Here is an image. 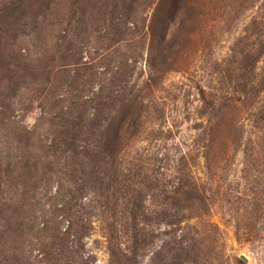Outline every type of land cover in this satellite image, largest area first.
I'll use <instances>...</instances> for the list:
<instances>
[{
	"label": "rangeland",
	"instance_id": "obj_1",
	"mask_svg": "<svg viewBox=\"0 0 264 264\" xmlns=\"http://www.w3.org/2000/svg\"><path fill=\"white\" fill-rule=\"evenodd\" d=\"M2 29L0 264H264V0H0Z\"/></svg>",
	"mask_w": 264,
	"mask_h": 264
},
{
	"label": "trees",
	"instance_id": "obj_2",
	"mask_svg": "<svg viewBox=\"0 0 264 264\" xmlns=\"http://www.w3.org/2000/svg\"><path fill=\"white\" fill-rule=\"evenodd\" d=\"M8 32H9V29L0 30V44L2 42L1 40L7 39V38H11L10 41L11 42L13 41L14 37H12V36L9 37ZM4 45L6 46L5 43H4ZM8 46H9V48H11V46H13V44L9 43ZM4 49L6 51H9L6 48H4ZM15 53H16L15 50L10 49V53L8 52L7 54H2L1 50H0V54L5 56L6 58H9V59H12L14 57ZM12 72L13 71L11 70V73ZM14 78L15 77L12 76V75H8L6 77H1L0 78V87L3 85V81L5 79V83L7 84V85H5V87L9 88L7 94H4L0 90V128H3V126H5L7 124L6 121H8V119H10V117H9V115L7 113V110L9 109L10 104H11V100H12V98L15 97L16 90H17L16 89L17 88L16 84L13 83ZM9 83H12L13 86L10 87Z\"/></svg>",
	"mask_w": 264,
	"mask_h": 264
}]
</instances>
